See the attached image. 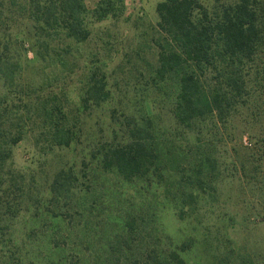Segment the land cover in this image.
I'll list each match as a JSON object with an SVG mask.
<instances>
[{"label": "trees", "instance_id": "16d2710c", "mask_svg": "<svg viewBox=\"0 0 264 264\" xmlns=\"http://www.w3.org/2000/svg\"><path fill=\"white\" fill-rule=\"evenodd\" d=\"M112 3L101 0L90 9L84 0H0L2 256L15 253L11 229L26 187L12 164L14 147L26 138L46 151L81 145L83 119L115 100L108 62L82 50L90 24L106 19ZM155 10L156 64L129 70L137 83L144 79L141 88L131 86L139 99L123 94V122L109 139L96 141L89 160L147 201L138 213L143 224L142 215L165 209L192 230L207 227V212L216 213L211 208L227 179L235 183L227 198L248 201L264 223V0H160ZM75 82L79 107L73 114L68 101ZM157 98L169 101L172 126L160 129L152 115ZM239 136L248 144H239ZM71 183L70 169L61 168L50 193L69 195ZM129 215L121 226L132 231L140 223ZM193 245L190 236L176 248L155 245L144 252L151 264H186ZM241 254L238 264H255L252 255Z\"/></svg>", "mask_w": 264, "mask_h": 264}, {"label": "rangeland", "instance_id": "374dc122", "mask_svg": "<svg viewBox=\"0 0 264 264\" xmlns=\"http://www.w3.org/2000/svg\"><path fill=\"white\" fill-rule=\"evenodd\" d=\"M100 1L84 0L90 9ZM102 1L103 5L109 2ZM110 1L113 2L111 13L106 19L90 24L92 33L82 50L88 57L96 53L108 62L115 100L83 119L87 124L81 145L46 151L26 138L14 147L12 164L24 175L25 196L23 210L11 229L17 245L15 253L0 255V264H151L152 260H148L144 252L146 249L155 245L158 251L176 248L190 236L194 238V249L187 256L186 264H229L232 260L238 264L239 251L242 256L252 255L255 264H260L264 260V223L255 218L247 200L243 203L227 198V192L235 186L233 181H225L217 205L211 208L216 213L207 212L209 223L212 222L207 227L192 230V223L178 220L172 211L165 209L156 210L159 215L154 211L142 215L143 224L139 222L138 213L147 206V201H142L135 187L102 171L89 160L96 141L109 139L111 129L119 128L123 122L122 107L118 109L123 94L130 91L127 96H132L133 101L139 99L140 95L134 93L131 86L136 89L135 84H139L141 88L144 79L137 83L129 70H147L156 64L157 58L154 25L157 21L155 7L160 0ZM77 87L76 82L72 83L68 101L73 114L79 107ZM112 108H116V112L113 121H109ZM154 109L152 115L156 116L160 129L173 125L168 100L157 98ZM237 142L243 144L241 136ZM221 150L222 156L229 155L230 150ZM61 168L70 169L72 187L69 195L56 197L50 193V184ZM204 212L205 209L201 214ZM128 214L140 223L132 231L121 226ZM228 216H234V225H227ZM222 225H225L223 229ZM232 247L237 250L232 252Z\"/></svg>", "mask_w": 264, "mask_h": 264}, {"label": "built area", "instance_id": "2783aa9c", "mask_svg": "<svg viewBox=\"0 0 264 264\" xmlns=\"http://www.w3.org/2000/svg\"><path fill=\"white\" fill-rule=\"evenodd\" d=\"M242 142L246 145V144H248L247 142V137L246 136H243V140H242Z\"/></svg>", "mask_w": 264, "mask_h": 264}]
</instances>
